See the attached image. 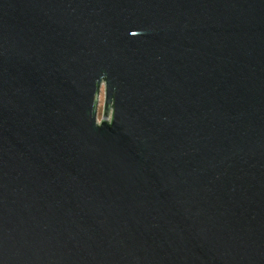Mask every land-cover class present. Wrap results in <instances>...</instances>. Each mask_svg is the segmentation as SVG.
Listing matches in <instances>:
<instances>
[{
  "label": "water",
  "instance_id": "1",
  "mask_svg": "<svg viewBox=\"0 0 264 264\" xmlns=\"http://www.w3.org/2000/svg\"><path fill=\"white\" fill-rule=\"evenodd\" d=\"M0 264H264V0H0Z\"/></svg>",
  "mask_w": 264,
  "mask_h": 264
},
{
  "label": "rangeland",
  "instance_id": "2",
  "mask_svg": "<svg viewBox=\"0 0 264 264\" xmlns=\"http://www.w3.org/2000/svg\"><path fill=\"white\" fill-rule=\"evenodd\" d=\"M102 101H103V84L99 86V91L97 95V111H96L97 120L100 118Z\"/></svg>",
  "mask_w": 264,
  "mask_h": 264
}]
</instances>
